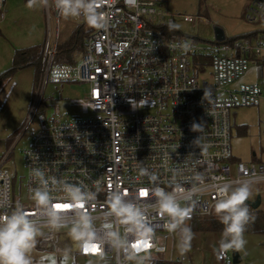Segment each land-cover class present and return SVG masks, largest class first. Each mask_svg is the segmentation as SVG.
<instances>
[{
  "label": "built area",
  "instance_id": "obj_1",
  "mask_svg": "<svg viewBox=\"0 0 264 264\" xmlns=\"http://www.w3.org/2000/svg\"><path fill=\"white\" fill-rule=\"evenodd\" d=\"M249 1L247 19L257 22L264 15V0ZM3 2L0 0V19L5 15ZM45 4L58 19L61 14L56 0H45ZM98 10L105 13L107 23L87 38L79 63L55 64L57 36L49 30L41 62L43 88L48 83L80 82L88 84L89 90L84 98L70 101L80 110V117L72 118L55 115L47 119L38 114L42 95L36 94L27 125L16 140L29 132L23 152L27 198L13 197L12 177L2 169L5 160L1 161L0 214L20 205L39 228H51L31 198V190L38 186L32 169L41 168L46 179L58 181L49 183L50 206L71 205L67 210L57 209L63 225L73 223L78 212L88 213L97 231L93 243L99 250L89 247L86 251L70 231L57 233L56 228L42 236L40 248H62L86 261L124 264L132 260L128 253L103 242L105 230L123 236L126 227L108 214L111 192L119 190L147 213L151 238L129 236V240L132 245L141 242L133 247L138 255L154 257L167 253L161 239L174 235L165 227L167 217L155 210V186L166 192L182 189L177 195L182 206L191 210L185 221L189 226L192 220L214 213L218 186H235L244 180L264 184V163L234 162L231 145L233 110L259 106L264 99V89L258 83L233 87L251 64L264 57V40L225 38L215 41L206 52L195 39L173 33L175 29L170 30L168 24L174 23L176 16L155 1L99 0ZM179 17L194 22L192 16ZM204 89L209 91L205 98ZM139 101L146 103L134 108ZM194 124L199 126L194 129ZM141 169L146 170L144 174ZM152 174L155 181L149 178ZM59 181L79 185L95 195L77 207L66 198ZM194 185L203 190L188 195ZM141 190L146 191L145 196L140 195ZM230 259L226 251H219L218 260L227 264Z\"/></svg>",
  "mask_w": 264,
  "mask_h": 264
},
{
  "label": "rangeland",
  "instance_id": "obj_2",
  "mask_svg": "<svg viewBox=\"0 0 264 264\" xmlns=\"http://www.w3.org/2000/svg\"><path fill=\"white\" fill-rule=\"evenodd\" d=\"M164 7L175 17L179 25L173 33L195 39L202 51L210 52L215 43L213 28L223 29L227 39L257 34L264 40V15L257 22L247 19L249 0H152ZM31 4V6H30ZM4 18L0 19V74L8 70L16 50L42 46L47 42L48 34L57 36V44H68L78 27L88 32L92 29L82 18L65 19L62 15L56 19L53 10L48 11L46 4L39 0H4ZM179 16H192L194 22H185ZM58 29V31H57ZM50 30V31H49ZM53 40L51 43L53 44ZM87 38L83 49L76 48L73 52V62L66 60L67 51L55 61V64L79 63L84 54ZM36 70L26 68L14 74L0 95V162L5 160L3 170L12 177V193L14 198L25 201L27 198V169L23 152L28 146L29 132L18 136L27 125L30 106L37 93L42 95L38 114L47 119L55 115L64 117H80V110L70 101L84 98L89 85L80 82L48 83L43 88L41 73L34 90ZM258 83L264 89V57H260L250 65L247 74L233 87L242 84ZM42 92V93H41ZM232 159L234 162L264 163V99L259 106L235 109L231 116ZM36 125V120L32 126ZM260 195L264 210V184L252 185L249 200H255ZM72 223L66 224L54 231L69 232ZM40 234L30 256L32 264H104L96 259L85 260L78 255L66 253L64 249L54 248L43 251L39 242L42 236L52 232L51 228H39ZM192 231V230H191ZM220 234L217 232L192 231L190 247L180 253L177 249V235L161 239L168 248L167 253L160 258L173 261V264H224L218 260ZM246 244L238 250L241 257L239 264H264V234H244ZM231 257V249L226 250ZM112 256L110 259L113 260ZM148 256L144 264L150 263ZM172 259V260H171ZM227 264H233L232 257ZM124 264H136V260H128Z\"/></svg>",
  "mask_w": 264,
  "mask_h": 264
},
{
  "label": "clouds",
  "instance_id": "obj_3",
  "mask_svg": "<svg viewBox=\"0 0 264 264\" xmlns=\"http://www.w3.org/2000/svg\"><path fill=\"white\" fill-rule=\"evenodd\" d=\"M40 4L45 0H39ZM99 0H56V7L65 18H83L84 22L95 28H103L107 23L105 13L98 10ZM31 6V4H30ZM168 28H179L178 24L169 22ZM209 95V91L204 89V98ZM145 101L133 104V107L143 105ZM199 125H193L196 129ZM142 174L145 169L140 170ZM32 176L37 180L38 186L32 189L31 198L35 205L41 208L47 217L46 223L51 228H60L63 225L61 213L57 208L50 206L49 183L56 184L55 177L45 178V172L41 168H33ZM150 180L155 181L156 176L152 174ZM198 179V177H197ZM62 190L69 200L74 204H82L94 197L95 193L82 190L79 185L68 184L59 181ZM251 180L237 182L235 186L225 183L217 187L218 199L214 204V212L218 221L223 225L219 248L222 251L228 249L240 250L246 244L244 232L250 220L249 206L246 201L252 193ZM203 189L193 186L188 195L192 192ZM182 191L179 187L171 192H166L163 188L155 186L152 195L155 197L154 207L159 216H166L165 227L169 233L177 235V249L182 254L190 247L192 231L185 224L190 216V208L182 206L177 193ZM108 214L125 225L124 235L118 231L105 230L103 242L117 251L123 250L128 253V259H135L136 264H144L147 260L145 255H138V251L133 249L129 236L147 240L151 238L152 229L148 223L147 213L142 211L141 205L131 200H126L119 191L109 194ZM70 233L82 248L94 245L97 240V231L92 223V218L86 212H78L73 221ZM40 229L37 221L29 218L22 206L17 205L10 213L0 214V264H32L30 253L36 244ZM129 249H133L131 252Z\"/></svg>",
  "mask_w": 264,
  "mask_h": 264
},
{
  "label": "trees",
  "instance_id": "obj_4",
  "mask_svg": "<svg viewBox=\"0 0 264 264\" xmlns=\"http://www.w3.org/2000/svg\"><path fill=\"white\" fill-rule=\"evenodd\" d=\"M95 29H96L95 27H92L91 30L85 32L83 31L82 27H78L76 32L72 36L71 40L68 42V44H65L63 46L57 45V54L55 56V61L61 59L60 57L63 55V51H67L69 55H66V60L73 62L74 50L79 47L83 49L85 38H88ZM247 37L259 38L257 34H250L247 35ZM43 49H44V45L34 46L27 49L15 51L10 68L0 74V95L1 92L4 91V89L6 88L8 83L12 80L16 72L22 71L29 67H34L36 70V80L34 84V90H35L41 73ZM254 162L255 161L253 160V163ZM249 213H250V220L246 225V230L244 234H264V210H262L261 208H258L257 210H253L251 207H249ZM189 227L191 228L192 231L221 233L223 225L218 221L214 212L212 215L208 217L197 218L192 220ZM160 256L161 255H156L154 257H151L150 263L151 264L174 263L173 261H167L166 259L160 258Z\"/></svg>",
  "mask_w": 264,
  "mask_h": 264
},
{
  "label": "water",
  "instance_id": "obj_5",
  "mask_svg": "<svg viewBox=\"0 0 264 264\" xmlns=\"http://www.w3.org/2000/svg\"><path fill=\"white\" fill-rule=\"evenodd\" d=\"M214 30V36H215V41L217 42H223L226 38L225 33L222 28L215 26L213 28ZM246 203L248 204L249 207H251L253 210H257L260 208L262 199L261 196L258 195L255 200H247ZM231 257H232V262L233 264H239L241 262V257L239 255L238 250L231 249Z\"/></svg>",
  "mask_w": 264,
  "mask_h": 264
},
{
  "label": "snow or ice",
  "instance_id": "obj_6",
  "mask_svg": "<svg viewBox=\"0 0 264 264\" xmlns=\"http://www.w3.org/2000/svg\"><path fill=\"white\" fill-rule=\"evenodd\" d=\"M140 195L141 196H145L146 195V191L145 190H141ZM76 206L77 207H83V204H77ZM54 207L57 208L58 210H67V209H69L71 207V205L68 204V203H56V204H54ZM140 243H141L140 241H137V243L133 244L132 246L133 247H138ZM144 246L147 247L148 245L145 243ZM90 248L93 251H98L99 250L98 249V245H96V244L92 245ZM85 250L86 251L89 250V247L86 246Z\"/></svg>",
  "mask_w": 264,
  "mask_h": 264
}]
</instances>
